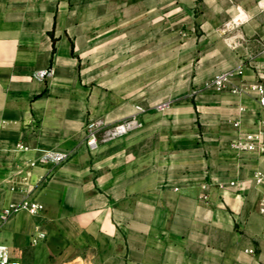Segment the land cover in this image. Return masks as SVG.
<instances>
[{
    "label": "crops",
    "instance_id": "1",
    "mask_svg": "<svg viewBox=\"0 0 264 264\" xmlns=\"http://www.w3.org/2000/svg\"><path fill=\"white\" fill-rule=\"evenodd\" d=\"M253 82L264 0H0V213L43 205L0 217V243L22 264H264L262 156L232 147L264 130ZM134 115L87 145L91 119Z\"/></svg>",
    "mask_w": 264,
    "mask_h": 264
},
{
    "label": "built area",
    "instance_id": "2",
    "mask_svg": "<svg viewBox=\"0 0 264 264\" xmlns=\"http://www.w3.org/2000/svg\"><path fill=\"white\" fill-rule=\"evenodd\" d=\"M235 74L242 75L243 70L240 69L236 72L226 71L216 75L211 81L206 83L207 87H214L218 90L227 89L231 86L232 79ZM242 84L238 87H231L234 93L242 92L245 87ZM247 87L257 93V97L262 106H264V85L260 82L249 83ZM165 106V105H163ZM140 110H143L140 108ZM239 121L235 122V126H239ZM140 125L137 117L131 116L123 119L115 125H109L103 119H91L86 125V143L90 149L95 150L99 147L100 143L110 141L120 135L126 134L132 129ZM232 147L239 150L258 151L262 156L261 165L255 170L254 181L257 185L264 184V130L257 132H248L245 134L244 139H238L232 143ZM20 149H27L28 147L23 143L19 145ZM70 151L59 150H45L41 159L43 161H52L55 163H62L69 158ZM233 183V182H232ZM43 208L42 203L30 200L28 198L23 199L20 203L9 202L6 204L0 217L3 221H6L12 215L20 211H28L32 214H37ZM259 210L264 215V193H262L259 202ZM41 237L45 236V233H40ZM0 264H22L18 259H14L10 254V248L8 245L0 243Z\"/></svg>",
    "mask_w": 264,
    "mask_h": 264
}]
</instances>
